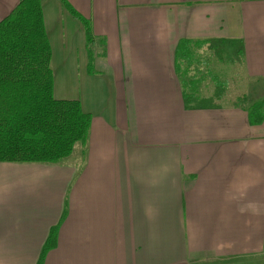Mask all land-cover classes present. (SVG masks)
Returning a JSON list of instances; mask_svg holds the SVG:
<instances>
[{"label": "crops", "instance_id": "obj_1", "mask_svg": "<svg viewBox=\"0 0 264 264\" xmlns=\"http://www.w3.org/2000/svg\"><path fill=\"white\" fill-rule=\"evenodd\" d=\"M68 1L96 74L80 20L40 0L54 95L81 102L90 134L57 163L0 162V264H36L65 208L44 264H264V119L187 105L176 68L183 39L233 43L264 82V0Z\"/></svg>", "mask_w": 264, "mask_h": 264}, {"label": "trees", "instance_id": "obj_2", "mask_svg": "<svg viewBox=\"0 0 264 264\" xmlns=\"http://www.w3.org/2000/svg\"><path fill=\"white\" fill-rule=\"evenodd\" d=\"M61 1L84 26L88 71L96 74L92 24L68 0ZM203 43L207 42L183 39L176 50V68L190 106L200 103L195 98L200 80L189 74V66L197 60L194 48ZM52 55L40 0H21L0 21V162L57 163L69 157L76 144L87 145L92 115L78 99L55 98ZM185 63L188 67L182 69ZM247 110L252 124L263 121L262 101ZM66 216L65 208L59 222L50 228L36 264H44L48 252L56 247Z\"/></svg>", "mask_w": 264, "mask_h": 264}, {"label": "rangeland", "instance_id": "obj_3", "mask_svg": "<svg viewBox=\"0 0 264 264\" xmlns=\"http://www.w3.org/2000/svg\"><path fill=\"white\" fill-rule=\"evenodd\" d=\"M196 52L200 56L199 63L196 61L189 66V74L205 81L199 83L200 90L195 93L196 97L204 93L207 98H220L209 101L208 104H237L247 108L256 102L264 103V82L247 77L238 45L207 43L201 45ZM187 67L183 64L182 68ZM195 67L200 68L203 74L195 72ZM205 103L207 102L202 105Z\"/></svg>", "mask_w": 264, "mask_h": 264}]
</instances>
